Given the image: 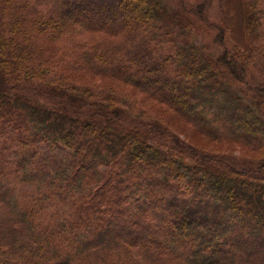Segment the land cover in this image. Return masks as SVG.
I'll use <instances>...</instances> for the list:
<instances>
[{"label": "trees", "instance_id": "1", "mask_svg": "<svg viewBox=\"0 0 264 264\" xmlns=\"http://www.w3.org/2000/svg\"><path fill=\"white\" fill-rule=\"evenodd\" d=\"M167 1L0 0V264H264V0Z\"/></svg>", "mask_w": 264, "mask_h": 264}, {"label": "rangeland", "instance_id": "2", "mask_svg": "<svg viewBox=\"0 0 264 264\" xmlns=\"http://www.w3.org/2000/svg\"><path fill=\"white\" fill-rule=\"evenodd\" d=\"M167 1V0H165ZM188 3H195L197 0H187ZM167 4L169 7L171 8H176L179 7V1L178 0H168ZM235 18L230 21L229 18L222 20L218 14V9H217V4L214 3V6L210 9V14L212 16V18L215 19V27L216 29L219 30H223V29H228V26L230 27V25H232V23L234 22L235 25L233 26L231 35H230V39L229 42L227 43V39L225 38L224 41L222 42V44H225L224 46H226L229 43H235L236 45H245L247 43H258L257 41H252L251 38L248 39V36H245L242 34V31L238 25L239 23V18H240V13L239 11H235ZM264 16V14H263ZM210 21L212 22L213 20L210 19ZM228 22V23H227ZM232 22V23H229ZM199 28V21H196V24L194 26V29L192 31L191 35L195 36V40L194 42L198 45H203L207 51L213 52L215 50H217V48H220L222 46H217L216 43H214V41H212L209 37L212 38V32H210V34L208 36H205V33L200 34V32H198ZM212 28V27H211ZM227 43V44H226ZM123 101V99L121 100ZM148 101V100H147ZM140 103V101H139ZM141 104V103H140ZM139 104V105H140ZM153 103H147V105H143L141 104L144 108H146L147 113L153 115L155 114L156 116L160 117V120H164L166 121L169 125L173 126L174 129H176L179 133L181 134H186L187 137H189V140H191L190 142H195V138H199V142L200 143H206L207 145H216L213 144L212 142L207 143V140L205 138H202L200 135L194 133L193 131H191V126H189L187 123V125L178 120H176L173 117V113L169 110L164 109L161 105H152ZM125 107V106H123ZM153 113V114H152ZM150 117V116H148ZM136 118L133 117L131 120H129L127 122L128 123H133L131 121L135 120ZM192 138V139H191ZM196 143V142H195ZM232 148H236V149H240L236 144H231L230 145ZM206 147V146H205ZM220 147L219 145H216L215 148Z\"/></svg>", "mask_w": 264, "mask_h": 264}]
</instances>
